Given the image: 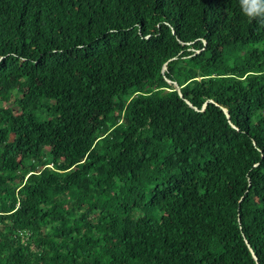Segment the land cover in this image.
Returning <instances> with one entry per match:
<instances>
[{
  "label": "trees",
  "instance_id": "16d2710c",
  "mask_svg": "<svg viewBox=\"0 0 264 264\" xmlns=\"http://www.w3.org/2000/svg\"><path fill=\"white\" fill-rule=\"evenodd\" d=\"M0 264H264L239 0H0Z\"/></svg>",
  "mask_w": 264,
  "mask_h": 264
},
{
  "label": "clouds",
  "instance_id": "9594fccd",
  "mask_svg": "<svg viewBox=\"0 0 264 264\" xmlns=\"http://www.w3.org/2000/svg\"><path fill=\"white\" fill-rule=\"evenodd\" d=\"M242 13L264 26V0H239Z\"/></svg>",
  "mask_w": 264,
  "mask_h": 264
},
{
  "label": "water",
  "instance_id": "95a60500",
  "mask_svg": "<svg viewBox=\"0 0 264 264\" xmlns=\"http://www.w3.org/2000/svg\"><path fill=\"white\" fill-rule=\"evenodd\" d=\"M166 65H167V63H165V65H164V69L166 68ZM176 85H177V89L179 90L180 94L182 95V93H181V91H180L181 87H180L178 84H176ZM187 102L190 103L189 101H187ZM190 104H191V103H190ZM224 110H225L227 116H229L228 110H227L226 108H225ZM247 243H248V241H247ZM248 245H249V243H248ZM249 247H250L251 251L253 252V249L251 248L250 245H249Z\"/></svg>",
  "mask_w": 264,
  "mask_h": 264
}]
</instances>
